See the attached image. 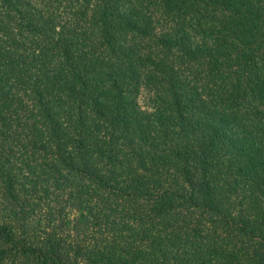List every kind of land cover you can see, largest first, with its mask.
<instances>
[{"label": "trees", "instance_id": "obj_1", "mask_svg": "<svg viewBox=\"0 0 264 264\" xmlns=\"http://www.w3.org/2000/svg\"><path fill=\"white\" fill-rule=\"evenodd\" d=\"M0 264H264V0H0Z\"/></svg>", "mask_w": 264, "mask_h": 264}]
</instances>
